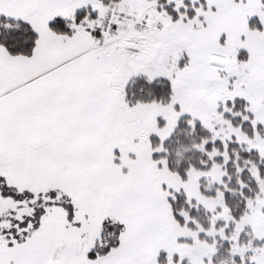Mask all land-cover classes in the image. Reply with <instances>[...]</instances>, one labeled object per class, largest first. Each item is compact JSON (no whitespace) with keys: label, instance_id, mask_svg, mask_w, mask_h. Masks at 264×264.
Returning <instances> with one entry per match:
<instances>
[{"label":"snow or ice","instance_id":"snow-or-ice-1","mask_svg":"<svg viewBox=\"0 0 264 264\" xmlns=\"http://www.w3.org/2000/svg\"><path fill=\"white\" fill-rule=\"evenodd\" d=\"M0 264H264V0H0Z\"/></svg>","mask_w":264,"mask_h":264}]
</instances>
